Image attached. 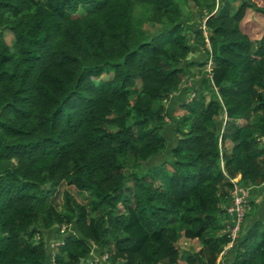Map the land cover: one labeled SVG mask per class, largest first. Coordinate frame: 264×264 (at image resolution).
I'll return each mask as SVG.
<instances>
[{
    "label": "trees",
    "instance_id": "obj_1",
    "mask_svg": "<svg viewBox=\"0 0 264 264\" xmlns=\"http://www.w3.org/2000/svg\"><path fill=\"white\" fill-rule=\"evenodd\" d=\"M248 11L264 4L0 0V264H217L229 178L264 179V32L242 27ZM181 236L197 241L185 257ZM225 252L264 264V217Z\"/></svg>",
    "mask_w": 264,
    "mask_h": 264
},
{
    "label": "rangeland",
    "instance_id": "obj_2",
    "mask_svg": "<svg viewBox=\"0 0 264 264\" xmlns=\"http://www.w3.org/2000/svg\"><path fill=\"white\" fill-rule=\"evenodd\" d=\"M254 1H256L258 4H264V0H254ZM144 26L147 27V29H149V30L151 29L150 23H146V24H144ZM242 27L250 33V35L252 36V38H256L257 36H259L261 33L264 32V16L261 15V14H259L258 12H255V11H253V12L248 11L247 14H246V16L244 17V20L242 21ZM4 36H5V39L7 41L10 40L9 39L10 38V35H8L7 33H5ZM177 91H175L171 96H174V94ZM169 128H170L169 123L168 122L165 123L164 126H163V129L167 130V131H165V134H166V137H167V145L173 139L172 138V135L173 134L170 133L171 131H170ZM163 154H164V152L161 153V155H163ZM161 158L162 157L157 158L155 156H152L148 160L145 161V165L150 164V163H154V162H156L157 160H159ZM64 187H65L64 184H60L57 187V189L55 190V192L53 193V195H52L53 196V199H54V201H55V203H56L57 206H60V204H61V190ZM67 188L69 189V191L73 194V196L77 200H80V201L84 200L85 195H86L85 192L78 191L75 188H73L72 186H67ZM243 218L244 219H242V222L241 223H243V222L246 221V215L243 216ZM228 221H229V218H228ZM53 227H54V230H55L56 226H53ZM53 233L55 234L57 232L52 231L51 232V235H52L51 237H53ZM53 239H55V235H54V238ZM49 240H50V238H49ZM48 242H51V241H48ZM177 245H178V247L180 249L181 255L183 257H185L186 252L187 253L189 251L192 252V251H194L197 248V241L196 240H190V239H187V238L181 236V237H179L177 239ZM226 248H227V246H225L222 249L221 253L218 254L219 257L217 256V264H228L229 260L224 259V254H226V253L223 254V251ZM96 250L97 249L94 246H92L91 252H90V254L92 255V257H96L98 255L97 252H96ZM228 257L230 258V253H229Z\"/></svg>",
    "mask_w": 264,
    "mask_h": 264
},
{
    "label": "built area",
    "instance_id": "obj_3",
    "mask_svg": "<svg viewBox=\"0 0 264 264\" xmlns=\"http://www.w3.org/2000/svg\"><path fill=\"white\" fill-rule=\"evenodd\" d=\"M165 119H167V117H165ZM229 181L231 182V186L225 204L226 212L229 215V221L226 224L225 230L230 240L225 246H229L232 239L237 235L244 213L248 208L249 200L248 186L241 184L236 175L229 178Z\"/></svg>",
    "mask_w": 264,
    "mask_h": 264
},
{
    "label": "crops",
    "instance_id": "obj_4",
    "mask_svg": "<svg viewBox=\"0 0 264 264\" xmlns=\"http://www.w3.org/2000/svg\"><path fill=\"white\" fill-rule=\"evenodd\" d=\"M180 92V91H179ZM177 92L173 97H176ZM249 199L252 201L254 207L252 214H246V222H249L253 218L264 217V179L257 185L248 186ZM255 209V210H254ZM225 251V250H224ZM223 251V252H224ZM224 259L229 260L228 253L225 252ZM219 257V256H218Z\"/></svg>",
    "mask_w": 264,
    "mask_h": 264
}]
</instances>
